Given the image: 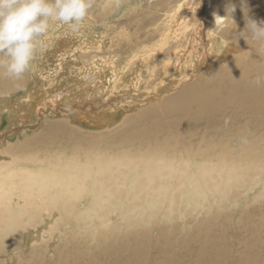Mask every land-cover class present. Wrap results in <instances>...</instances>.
Returning <instances> with one entry per match:
<instances>
[{"label":"rangeland","instance_id":"1","mask_svg":"<svg viewBox=\"0 0 264 264\" xmlns=\"http://www.w3.org/2000/svg\"><path fill=\"white\" fill-rule=\"evenodd\" d=\"M189 2L117 0L114 8L104 10L103 0H97L78 30L51 21L49 31L40 38L42 42L29 70L21 78H10L0 69V137L4 142L0 149L6 152L0 156L4 159L1 161L31 168L61 157L85 159L101 152L121 154L128 147L125 152L136 159L160 153H190L199 165L207 162L217 166V170L225 167L228 171L243 168L245 179H258L253 176L252 167L247 169L258 160L254 158L257 144L253 126L247 125L240 135L228 139L205 128L189 129L184 124L187 116L178 118L177 113L169 114L172 106L183 105L184 101L173 100L165 105L188 87L196 96L202 95V88L209 83L214 71L221 64L235 61V57L245 51L240 47L235 50L228 36L224 41L221 31L214 30L212 12L209 14V10ZM221 12L225 15L223 10ZM234 20L239 28L245 27L239 17ZM227 25L224 30L235 27L230 19ZM250 51L263 54L264 45L257 44ZM3 80L9 83L3 85ZM41 89L43 103L36 107L40 114L31 121H16L9 126V117L3 114L1 105L6 97L13 94L15 98L24 99L29 93L38 96ZM150 109L156 110V114L139 119L141 112ZM181 109L184 108L177 107ZM139 120L142 127L161 124L158 134L149 136L150 145L156 142L151 150L139 143H134L135 147L124 142L130 138L123 132ZM189 130L193 138L181 137ZM223 175L221 179L216 172L219 181L213 184L215 189L199 191L212 200V206L207 207L210 214H204L208 211L204 210L188 225L183 239L188 243L196 224L204 221V226L196 229L202 235L200 240L208 245L209 255L203 264H246L247 257L254 264H264V199H254L258 189L247 195L244 186L235 188L239 184L236 181L231 182L234 188L230 189L225 170ZM117 214L115 220H122L119 217L122 211ZM149 215L151 213L146 212V223L137 224L132 231L121 228L117 232L119 236H130L126 245L136 243L133 233H142L157 224L163 227L169 222L165 213L158 211L149 224ZM178 216L175 214L173 218ZM178 223L183 224V219H173L172 224ZM58 227H61L60 222ZM197 236L196 248L201 250ZM61 239L52 250L63 244ZM253 241L259 256L251 260L252 255L243 248L245 244L251 246ZM142 246H146L145 241ZM27 248L12 252L14 259L9 264H17L15 257L19 253L28 255V250L42 251L48 261L49 251L45 247ZM53 255L52 252L48 257L53 258Z\"/></svg>","mask_w":264,"mask_h":264},{"label":"bare ground","instance_id":"2","mask_svg":"<svg viewBox=\"0 0 264 264\" xmlns=\"http://www.w3.org/2000/svg\"><path fill=\"white\" fill-rule=\"evenodd\" d=\"M233 2L237 4L234 17L245 22L240 0ZM226 3L227 0L189 2L190 5L199 4L209 10V14L216 11L221 16H224L221 10L225 12ZM248 5L253 18L264 19V0H248ZM243 29L237 25L235 31ZM220 34L224 41L229 37L235 50L244 49L241 54L244 56L237 55L235 61L221 64L202 88V95L196 96L188 87L175 98H168L170 100L165 105L173 100L176 103L184 101L183 105L172 106L169 114L177 113L178 118L187 116L184 124L189 129L205 128L228 139L240 135L247 125L253 126L257 144L254 158L258 160L247 169L252 167L253 176L258 179H245L243 168L228 171L225 167L217 170V166L207 162L199 165L190 153H160L151 158L136 159L125 152L128 147L121 154L101 152L85 159L61 157L31 168H21L10 161L4 163L0 158L3 163L0 164V257L3 259L0 264H9L14 259L12 252L27 247L36 250L45 247L48 254L53 252V258L47 254L51 263L46 261L42 251L28 250V255L19 253L15 257L20 264H203L209 255L208 245L200 240L202 235L196 229L203 227L204 221L196 224L194 236L191 235L188 243H185L183 234L189 224L212 206V200L203 197L199 191L216 188L213 185L219 181L216 172L222 179L225 176L223 170L226 171L230 189L244 186L247 195L258 189L254 199H264V86L257 87L250 82L256 74L264 73V52H251V47L260 44L252 40L248 44L240 38L238 44L235 43L231 30H223ZM2 82L4 85L9 80ZM40 92L38 96L29 93L24 99L15 98L17 96L13 94L3 99L1 105L3 114L9 117V126L15 125L16 121H31L40 114L36 108L43 103L42 89ZM177 107L184 109L177 110ZM150 114L155 115L156 110L141 112L139 119L145 120ZM160 128V123L142 127L139 120L130 130L123 132L130 138L124 142L130 146L139 143L151 150L156 142L148 143L154 137L150 135H157ZM184 136L193 138L192 131L181 135ZM2 140L0 137V146L4 143ZM5 153L0 149V156ZM232 181L239 184L232 187ZM118 211H122L119 216L122 220H115ZM158 211L165 213L169 221L167 225L159 227L157 224L142 233H133L136 243L132 246L126 245L130 236L117 234L121 228L132 231L137 224L146 223V212L151 213L148 217L150 224ZM175 214H179L175 218L183 219V224H172ZM204 214H210L209 210ZM67 225L74 227L69 229ZM195 236L201 243V250L196 248ZM46 237L51 239L45 241ZM61 238L63 244L52 250ZM144 241L146 246H142ZM210 243L213 247V242ZM244 250L252 255L251 260L259 256L254 241L251 246L245 244ZM245 262L254 264L248 257Z\"/></svg>","mask_w":264,"mask_h":264},{"label":"clouds","instance_id":"3","mask_svg":"<svg viewBox=\"0 0 264 264\" xmlns=\"http://www.w3.org/2000/svg\"><path fill=\"white\" fill-rule=\"evenodd\" d=\"M117 0H103L104 10L116 6ZM97 0H0V69L13 79L21 78L30 68L41 37L50 28L51 21H59L78 30L89 10ZM239 7L244 15L245 27L236 32L234 13L237 4L227 0L225 15L213 12L215 28L223 31L227 20L235 23L231 29L234 42L243 38L264 45V19L257 20L251 15L248 0H240ZM253 85L264 86V73L256 74L250 81Z\"/></svg>","mask_w":264,"mask_h":264}]
</instances>
